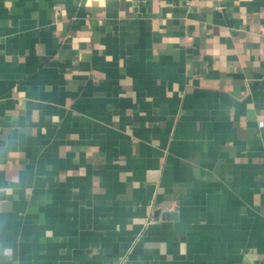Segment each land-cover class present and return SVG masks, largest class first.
Returning a JSON list of instances; mask_svg holds the SVG:
<instances>
[{
	"label": "crops",
	"instance_id": "crops-1",
	"mask_svg": "<svg viewBox=\"0 0 264 264\" xmlns=\"http://www.w3.org/2000/svg\"><path fill=\"white\" fill-rule=\"evenodd\" d=\"M0 264H264V0H0Z\"/></svg>",
	"mask_w": 264,
	"mask_h": 264
},
{
	"label": "water",
	"instance_id": "water-1",
	"mask_svg": "<svg viewBox=\"0 0 264 264\" xmlns=\"http://www.w3.org/2000/svg\"><path fill=\"white\" fill-rule=\"evenodd\" d=\"M160 218H161V220H163V221H165V220H169V219H174V218H175V214L161 213V214H160Z\"/></svg>",
	"mask_w": 264,
	"mask_h": 264
},
{
	"label": "built area",
	"instance_id": "built-area-1",
	"mask_svg": "<svg viewBox=\"0 0 264 264\" xmlns=\"http://www.w3.org/2000/svg\"><path fill=\"white\" fill-rule=\"evenodd\" d=\"M260 125H261V124H260ZM153 223H154V220H151V219H150V220L148 221V224H153Z\"/></svg>",
	"mask_w": 264,
	"mask_h": 264
}]
</instances>
